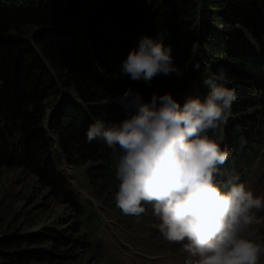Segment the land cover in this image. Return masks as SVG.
Returning a JSON list of instances; mask_svg holds the SVG:
<instances>
[{"label":"trees","instance_id":"obj_1","mask_svg":"<svg viewBox=\"0 0 264 264\" xmlns=\"http://www.w3.org/2000/svg\"><path fill=\"white\" fill-rule=\"evenodd\" d=\"M158 32L170 33L165 44L184 74H160L149 86L125 74L123 63L141 36ZM220 69L221 83L235 91L226 137L238 166L249 152L256 159L264 135V0H0V173L30 172L77 218L65 231L74 235L49 228L0 239V264L64 259L43 247L49 243L91 247L80 221L85 203L54 163V144L62 160L89 165L96 197H111L123 152L89 143V126L122 120L116 100L129 88L145 102L153 94L171 93L181 105L186 95L204 97V78ZM33 245L40 248H26Z\"/></svg>","mask_w":264,"mask_h":264},{"label":"clouds","instance_id":"obj_2","mask_svg":"<svg viewBox=\"0 0 264 264\" xmlns=\"http://www.w3.org/2000/svg\"><path fill=\"white\" fill-rule=\"evenodd\" d=\"M148 2V0H146ZM170 33L143 35L123 63L134 81L149 86L160 75L180 77ZM199 69V65H195ZM224 69L203 80L204 97H189L183 105L171 93L153 94L145 102L129 88L116 102L125 110L115 123L97 119L87 141L118 145L123 155L116 172V206L139 222L152 206L159 231L170 243L181 245L185 264H260L264 244L253 238L254 225L264 223V195H256L240 175L222 171L228 152L216 130L227 124L235 91L224 86ZM209 132L213 135H209ZM226 177L227 190L217 184Z\"/></svg>","mask_w":264,"mask_h":264},{"label":"rangeland","instance_id":"obj_3","mask_svg":"<svg viewBox=\"0 0 264 264\" xmlns=\"http://www.w3.org/2000/svg\"><path fill=\"white\" fill-rule=\"evenodd\" d=\"M189 97L186 95L184 99ZM230 120H233L231 116L228 122ZM219 128L215 135L218 139L222 138L223 148L227 138L224 139L225 135L222 129L219 132ZM209 135L213 133L209 132ZM53 149V161L58 170L66 174L71 187L85 203L87 212L80 221L83 234L87 235V240L91 243L89 250H74L72 246L66 249L59 243L44 245V248L55 255L64 257L55 264H185L186 255L182 252L181 245L168 242L159 231L160 221L152 215L151 205H145L147 213L139 222L136 217L124 215L116 206L115 195L105 198L95 196L87 179L89 165H71L66 158L61 159L57 144H54ZM257 150L258 161L251 169H248L250 163H247L244 173L240 175L246 188L252 191L264 179V141L263 146L260 144ZM217 184L220 187L222 185L219 178ZM222 190H227V187ZM257 215L264 216V212ZM76 220L71 210L57 203L48 189L30 172L12 169L0 173V239L12 235L36 234L49 228L57 234L74 235L65 231ZM98 221L101 223L97 229L95 225ZM251 231L254 233L253 238L264 244V223L253 226ZM26 248L36 249L40 246ZM260 264H264V255L261 256Z\"/></svg>","mask_w":264,"mask_h":264}]
</instances>
